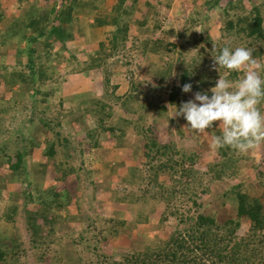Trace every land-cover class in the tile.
Returning <instances> with one entry per match:
<instances>
[{
  "label": "rangeland",
  "instance_id": "obj_1",
  "mask_svg": "<svg viewBox=\"0 0 264 264\" xmlns=\"http://www.w3.org/2000/svg\"><path fill=\"white\" fill-rule=\"evenodd\" d=\"M65 1L0 0V39L15 20H22L27 14H43ZM228 1L223 0V6ZM244 1L248 6H251L250 2L259 6L264 17V0ZM116 3L117 0H99V11L92 14H109ZM131 5L132 0H128L126 6ZM203 7L204 0H139L134 14L141 20L148 17L147 25L143 28L132 25L125 50L114 57H106L103 71L92 76L78 71L84 68L89 53L98 49V43L107 38L113 27L91 28L89 23L95 15L88 8L81 9L78 13L81 14V23L74 25L73 40L68 42L67 48L60 42L54 45L60 52L59 57L48 60L45 53L39 51L44 48L41 42L30 44L41 53L34 57L37 65H44L49 73L43 85L39 86L42 93H35L25 85L0 86V149H3L0 153V189L4 191L3 200L9 202L10 195L16 198L24 189L33 190L32 196L36 197V189L47 190L55 185L62 192L73 190V202L79 205L77 214L63 213L65 217L70 215L76 219H67L57 232L47 237L43 249L33 250L26 232L25 206L21 202L16 218L26 241V246L20 251L21 264H55V259H59L61 264H97L105 255L121 261L125 254L144 250L156 237L173 230L176 221L171 217L166 223V230H160L166 207L157 198L161 188L154 187L150 179L154 175L152 167L159 166L165 158L147 161L140 147L145 134L156 137L163 144L172 145L181 154L196 155L195 162L176 156L186 162L185 168L195 172L193 177L181 176L180 173L178 182H175L178 193L174 205L182 212H192L189 194L195 192L199 194L200 203L204 204L202 211L224 223L236 214L235 196L230 192L234 186L260 198L264 204V144L246 155L234 154L239 163L237 173L217 180L211 167L225 161L226 157L220 149L210 147L214 133L208 129L204 134L190 133L184 128L187 122L183 117L173 118L176 107H169L167 103L172 88L180 84L177 78L182 66L178 64L177 57L180 50L158 54L143 52L144 42L167 41L176 46L185 45L189 49L186 53L189 62L198 55V51L206 50L201 58L213 64L212 55H217L223 47L234 50L246 45L249 40L245 38L240 41L235 37L225 38L222 32L225 18L219 12L209 13L210 21L202 24L206 31L198 24L186 37L178 38L179 33L185 34L186 27H191L186 21L194 10H198L195 12L199 18L208 14ZM78 28L83 30L79 32ZM196 32L198 36L201 33L205 38L209 36L211 47L206 42L196 45ZM20 38L19 32L3 47L8 52L5 62L12 66L18 61L28 62L27 52L20 59L16 57L18 46L23 49L28 47L27 40L20 41ZM213 44L216 52H212ZM73 55L79 59H73ZM2 58L0 56V63L4 61ZM204 66L198 65V70L208 71L209 66ZM170 67L173 72L166 77ZM107 74L109 84L104 82L98 88H88L87 79L98 82ZM84 75L85 78L82 77ZM75 83H80L81 90L69 92ZM208 95L211 96L210 91ZM130 96L133 98L130 99ZM152 102L157 107L152 108L149 105ZM100 103L106 105L105 109ZM164 106L168 109L162 110ZM260 107L264 111V103ZM62 111L66 118L60 115ZM59 119L63 121L64 128L57 126ZM45 123H51L54 130L61 133L60 137L55 136ZM105 128L108 130L105 131ZM214 130H220L218 122ZM90 131L93 132L92 137ZM63 137L70 140L68 147L59 142ZM53 141L58 144V152L49 157L47 148ZM18 153L25 155L27 183H14L10 179L5 155L16 163ZM44 163L51 169L46 175L42 171ZM71 168L74 171L62 176V172ZM160 176L159 183L166 184L167 189L172 191L173 184L165 181L169 174L161 173ZM120 198L126 199L120 202ZM114 220L126 221L115 236ZM4 223L0 218L1 230ZM9 225L6 230L11 235L10 240L14 225ZM248 230L249 222L244 219L239 236L247 234ZM48 231L47 227L43 229L46 236ZM41 256L44 261H39Z\"/></svg>",
  "mask_w": 264,
  "mask_h": 264
},
{
  "label": "trees",
  "instance_id": "obj_2",
  "mask_svg": "<svg viewBox=\"0 0 264 264\" xmlns=\"http://www.w3.org/2000/svg\"><path fill=\"white\" fill-rule=\"evenodd\" d=\"M138 1L132 0V5L127 7L126 3L128 0H117L109 14H92L99 9V0H67L61 6L56 4V6L46 10L43 14H27L24 19L15 20L8 32L4 33L0 39V56H3L2 59H4L3 63H0V86L3 85L10 88L15 85H25L27 88H32L35 93H42L39 86L43 85L49 73L44 65H37L34 57L38 55L39 51L42 54L45 53L48 60L59 57L60 52L56 50L54 45L60 42L64 48H67L68 42L75 37L74 25L79 22L81 15L78 13L84 8L90 9L91 14L95 15L92 23H89L91 28L113 27L107 38L98 43V49L89 53V59L83 64L85 65L84 68L78 71V73H86L87 76V73L89 75L100 73L103 71V60L106 57H114L125 50L127 41L130 39L132 25H139L141 28L147 25L148 17L141 20L134 14ZM222 1L204 0L203 8L207 10L208 14L201 17V19L197 17V12H195L198 10H194L186 21V24H191V27H186L185 34L179 33L178 38L183 39L186 37L193 29L192 27L198 26V24L206 31L202 24L210 21L211 15L209 16V13L219 12V15L225 18L224 27H222L225 38L235 37L239 41L244 40V38L249 40L242 47L252 49V63H264V44L262 43L264 42V17L260 7L254 6L251 2L249 3L251 6H248L244 0H229L227 5L223 6ZM149 5L151 4L149 3ZM156 27L159 28L160 25ZM78 30L81 32L83 29L78 28ZM19 32L22 37L20 41L27 40L28 47L23 49L18 46L16 57L20 59L27 52L28 62L18 61L15 66H12L5 62L8 52L3 50V47L9 44L10 38H16ZM38 42H41L44 47L39 51L35 47L30 46V44L34 45ZM203 42H206L211 47L210 43L212 41L209 36L205 38L203 33L198 36L196 32L194 34V43L201 46ZM176 49L180 50L177 54L178 64H182L180 75L177 77L180 80V84L173 87L169 93L167 99L169 107L179 108L182 102L192 99L195 92L207 91L214 87L217 77L220 75L230 81H236L244 74L243 70L240 72H228V70L223 68L217 74L216 70H212L210 61L201 58L206 50L198 51V55L192 62H189L186 59V53L189 52V49L185 48V45L176 46L173 43L161 40H156L150 44L148 41L143 43V52L145 54L148 52L151 54L164 53L163 51L172 52ZM219 51L216 54H219ZM41 53L39 52V54ZM72 57L73 59H79L77 55ZM198 65L209 66V70L201 72L198 70ZM158 71L161 72L160 69ZM171 72H173V68L170 67L166 77L171 76ZM261 75L264 76V72ZM82 77L85 78L86 76ZM109 81V74H107V76H102L98 82L87 79V85L89 89H94ZM186 83L192 84V90L188 93L182 91V86ZM80 90V83H75L73 87H70L69 92ZM43 101H46V99H43ZM149 105L152 108L157 107L154 102ZM100 106L105 109L106 105L100 103ZM163 109L167 110L168 108L164 106L162 107ZM60 115L66 118V114H63V111ZM45 124L54 131L55 136L60 137L61 133L54 130L51 123ZM57 126L64 128L61 119H59ZM215 126L216 123L208 131L213 132L214 135H221V130H214ZM107 130L108 128H105V131ZM110 130L111 128H109ZM89 135L92 137L93 132L90 131ZM59 142L67 147L70 145V140L65 137ZM51 143V146L47 148V153L49 157H54L58 152V144L56 141ZM140 147L143 156L148 162L165 158V161L162 160L159 166L152 167L154 175L150 182H152L154 187L161 188V192L159 191L160 195L158 193L157 198L162 200L166 207L159 225L160 230H166V223L170 217L175 219L176 226L167 235L156 237L155 241L144 250L129 252L123 256L121 261L116 260L114 257H107V255H105L106 257L101 256L97 264H264V204L260 198L253 197L247 192L239 191L238 187L234 186L235 188L233 187L230 192L235 196L236 214L224 223H219L214 216L202 211L204 204L200 203L199 194L195 192L189 194L193 207L192 212H182L180 208L174 205V199L178 193L175 182H178L177 179L180 173L181 176L186 174L193 177L195 172L192 169L185 168L186 162L177 159L176 156H182L186 160L195 162L196 155L187 156L186 154H181L172 145L163 144L156 137H149L146 134L141 138ZM220 150L226 160L211 167V170L217 180H224L237 173L239 163L233 157L236 154L234 150L229 147L220 148ZM1 152H3V149H0ZM5 157H7L9 165L8 172H11L10 179L13 180L11 182H29L28 178H25V155L18 153L16 163L12 162V158L7 155ZM49 170H51L50 167L44 163L42 168L44 174L46 175ZM72 171H74L73 168L68 172H62V176H67ZM112 173H115V171L112 170ZM161 173L169 174L165 181L173 184L172 191L167 189L166 184L159 183ZM36 190V197L32 196L31 192L33 190L24 189L16 198L10 195L11 199L7 202L3 200L2 193L4 191L0 189V218L6 223H4L3 229H0V264H21L20 251L26 246V241L22 236V230L17 226L16 220L20 204L23 203L25 206L26 232L30 237L29 243L30 246H33V250L43 249L46 245L47 237L57 232L61 228V224L67 219H76L75 216L68 215V217H65L63 214L66 211V213L70 212L75 215L79 210V205L73 202L75 199L73 190L68 189L66 192H62L55 185L48 187L47 190ZM125 199L120 198L118 201L124 202ZM244 219L249 222V230L247 234L239 236L238 232ZM113 222H115L113 229V236H115L119 229L126 225V221L116 222L114 220ZM9 224L14 225V233L10 240L9 237L11 235L6 230V227L10 226ZM45 227L49 230L47 236L43 232ZM22 252L25 251L23 250ZM39 261H44L42 256ZM55 264H61V261L55 259Z\"/></svg>",
  "mask_w": 264,
  "mask_h": 264
},
{
  "label": "clouds",
  "instance_id": "obj_3",
  "mask_svg": "<svg viewBox=\"0 0 264 264\" xmlns=\"http://www.w3.org/2000/svg\"><path fill=\"white\" fill-rule=\"evenodd\" d=\"M216 46L213 44V51ZM212 69L244 74L236 81L219 76L215 86L207 91H197L194 98L175 108L173 118L183 117L184 128L190 133L204 134L218 122L221 135L212 137L213 150L229 147L237 154L246 155L264 144V63H252V49L223 47L212 55ZM192 84L186 83L182 91L188 93ZM211 92V96L208 95Z\"/></svg>",
  "mask_w": 264,
  "mask_h": 264
}]
</instances>
